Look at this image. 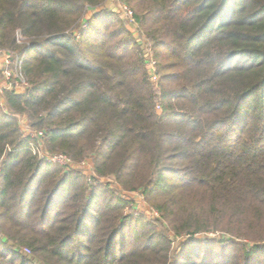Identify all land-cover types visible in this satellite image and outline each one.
I'll return each instance as SVG.
<instances>
[{
  "label": "trees",
  "instance_id": "1",
  "mask_svg": "<svg viewBox=\"0 0 264 264\" xmlns=\"http://www.w3.org/2000/svg\"><path fill=\"white\" fill-rule=\"evenodd\" d=\"M103 1L0 0V47L29 38L0 104V264H264V0H120L141 43L107 10L81 27ZM21 117L159 218L34 154Z\"/></svg>",
  "mask_w": 264,
  "mask_h": 264
},
{
  "label": "rangeland",
  "instance_id": "2",
  "mask_svg": "<svg viewBox=\"0 0 264 264\" xmlns=\"http://www.w3.org/2000/svg\"><path fill=\"white\" fill-rule=\"evenodd\" d=\"M95 9L97 11H106L107 10V11L115 13L124 22L125 28L128 29L133 34L135 40L137 42L141 43L142 37H140L138 34L137 24H136L134 15H133V10L130 6L121 2L120 0H104L99 5L89 7L86 10V12L84 13L83 18H82V20L84 22L83 26H81L82 28H84V25H86V22H88L89 19H91L93 13L96 11ZM128 11H130L132 13L131 17H129L130 14L128 13ZM98 23L99 22H95L96 25ZM79 30L80 29L77 28V29H74L71 31L72 36L75 37L76 39H78L80 37V31ZM28 41H29V38H22L21 36H18V45H19L18 49L19 50H14V51L19 52L20 49L23 47V44H27ZM147 47L148 46H145V45L143 46V53L146 49H148L150 54L152 55L151 48L150 47L147 48ZM143 53H142V57L144 58ZM154 60L156 61L155 58H154ZM156 63H157V61H156ZM144 64H145V69H146L147 74H148V78H149L151 84L154 85L155 90L158 92L159 91V84H156L158 82V80L156 82L151 81V79H150L151 77H150L149 70H148L150 62L146 58H144ZM154 68H155V71H157V73H158V67L155 65ZM158 78H159V75H158ZM27 83H28V79H27ZM26 87L28 88V86H26ZM0 104L2 106H4V97L2 99H0ZM156 108L159 110L158 105H156ZM19 122H20L21 128L26 133H28V132L34 133L37 131V130H34L28 126V123L24 117H21L19 119ZM34 144L35 143H33V142L31 143V148H34L33 147ZM40 151H41V156L53 155V154L48 153L44 149V145H42V144H41ZM76 169L80 170L83 173V175H85V177L87 178V181H90V179H91L93 185L99 184L103 187H108V188L112 189L115 193H117L119 196H121L122 198L129 200L130 204H129V207L125 210L126 214L142 217L144 220H149V219L154 220V219L159 218V214L155 211V209L152 206H150L146 202L145 196L141 192H139V191H123L120 189V187H118V185L111 178H100L98 180H96V178H95V180H94L92 161L90 158H86L84 161L78 162V163L72 161L71 166L69 168H65L66 171L76 170ZM90 183H91V181H90ZM214 236H216V234H207V237H214ZM181 241H182V237H176L174 240L173 248L177 249L179 247V244ZM25 251H27V250H25Z\"/></svg>",
  "mask_w": 264,
  "mask_h": 264
},
{
  "label": "built area",
  "instance_id": "3",
  "mask_svg": "<svg viewBox=\"0 0 264 264\" xmlns=\"http://www.w3.org/2000/svg\"><path fill=\"white\" fill-rule=\"evenodd\" d=\"M130 14L129 17L132 16V13L128 11ZM29 46V45H28ZM23 51L16 52L14 50H9L0 47V99L3 98L5 91H13L15 93L21 94L24 93L27 89V77L25 75L23 64L24 59L27 54V49ZM144 58H146L150 65L148 67L150 79L152 82H156L158 80V73L155 71L154 66H157L156 61L150 54L149 50L146 49L143 53ZM30 136L38 140V144H34L32 151L34 154H37L41 159H44L48 162H53L62 165L64 168H69L72 164V160L61 153L41 156V138L43 137L42 131L36 132H28ZM37 145V146H36Z\"/></svg>",
  "mask_w": 264,
  "mask_h": 264
}]
</instances>
